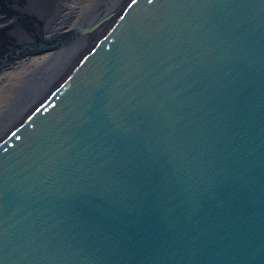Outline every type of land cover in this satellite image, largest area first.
<instances>
[{"label":"water","instance_id":"water-1","mask_svg":"<svg viewBox=\"0 0 264 264\" xmlns=\"http://www.w3.org/2000/svg\"><path fill=\"white\" fill-rule=\"evenodd\" d=\"M70 1L0 0V264H264V0Z\"/></svg>","mask_w":264,"mask_h":264},{"label":"bare ground","instance_id":"bare-ground-1","mask_svg":"<svg viewBox=\"0 0 264 264\" xmlns=\"http://www.w3.org/2000/svg\"><path fill=\"white\" fill-rule=\"evenodd\" d=\"M95 1L96 0H72V1H70L71 6L69 4L68 8L71 9V7H73V6L74 7L79 6L78 16L80 18L78 17L76 20H70L68 23H64L59 28V26L61 25V21H63L62 20L63 18H60V17L57 18L56 17L54 19L52 27L56 28V29L59 28V29H61V31H64V30L67 31V30L72 29L73 27H75L77 25H80L83 22V20L86 18V15L90 11V9H92L94 7ZM72 2H76V4H72ZM46 53H47L46 56H48L52 52L49 51ZM33 55H34V53H31V52L24 53L23 56H21L22 58H20V60L17 59L19 61H17L14 64V66L11 67V70H18L19 67H21L22 69L20 68L21 71L18 72L17 74H15V76L13 75L14 77L13 76L8 77V80H10V81H5L6 84L4 85V88H3L5 90L2 91L3 95L0 98V121L4 116H6L8 114L9 110L14 107L13 102H9L11 99H14L15 94H14V92H12V89L14 88V86L17 85L18 86L17 88H19L22 84H26L28 81L32 82L35 79V77H37L39 75L38 71L34 72V68L38 64V62L34 61L35 59H34ZM46 56H44L41 60H43ZM8 66L9 65H7V63H5V65L2 66V69L0 70V72H2L6 68H9ZM2 73H0V74L2 75ZM12 95H13V97H12ZM5 112L7 114H4Z\"/></svg>","mask_w":264,"mask_h":264},{"label":"rangeland","instance_id":"rangeland-1","mask_svg":"<svg viewBox=\"0 0 264 264\" xmlns=\"http://www.w3.org/2000/svg\"><path fill=\"white\" fill-rule=\"evenodd\" d=\"M72 4H76V2H72ZM77 18H73L72 20H76ZM64 31H66V30H64ZM43 56H46L47 55V53H45V54H42ZM21 67H19L18 68V70H11V68H6V69H4L2 72H0V73H2V75L0 76V98H1V96L3 95L2 93V91H4L5 89H3L4 88V85L6 84V82L5 81H10V80H8V77H12L13 75L15 76V74H17L18 72H20L21 71V69H20ZM5 72V73H4ZM8 72V73H7ZM7 73V74H6ZM13 76V77H14ZM7 78V79H6Z\"/></svg>","mask_w":264,"mask_h":264}]
</instances>
